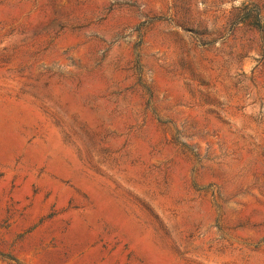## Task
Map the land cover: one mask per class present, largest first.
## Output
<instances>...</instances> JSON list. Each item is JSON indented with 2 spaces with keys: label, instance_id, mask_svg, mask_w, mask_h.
Here are the masks:
<instances>
[{
  "label": "rangeland",
  "instance_id": "374dc122",
  "mask_svg": "<svg viewBox=\"0 0 264 264\" xmlns=\"http://www.w3.org/2000/svg\"><path fill=\"white\" fill-rule=\"evenodd\" d=\"M0 264H264V0H0Z\"/></svg>",
  "mask_w": 264,
  "mask_h": 264
}]
</instances>
